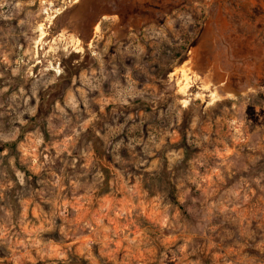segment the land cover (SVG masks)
Masks as SVG:
<instances>
[{
    "label": "rangeland",
    "instance_id": "374dc122",
    "mask_svg": "<svg viewBox=\"0 0 264 264\" xmlns=\"http://www.w3.org/2000/svg\"><path fill=\"white\" fill-rule=\"evenodd\" d=\"M246 1L0 0V264H264Z\"/></svg>",
    "mask_w": 264,
    "mask_h": 264
},
{
    "label": "crops",
    "instance_id": "0c3cea01",
    "mask_svg": "<svg viewBox=\"0 0 264 264\" xmlns=\"http://www.w3.org/2000/svg\"><path fill=\"white\" fill-rule=\"evenodd\" d=\"M247 8L254 9L257 7L259 10L264 13V0H247Z\"/></svg>",
    "mask_w": 264,
    "mask_h": 264
},
{
    "label": "bare ground",
    "instance_id": "6f19581e",
    "mask_svg": "<svg viewBox=\"0 0 264 264\" xmlns=\"http://www.w3.org/2000/svg\"><path fill=\"white\" fill-rule=\"evenodd\" d=\"M207 75V74H206Z\"/></svg>",
    "mask_w": 264,
    "mask_h": 264
}]
</instances>
